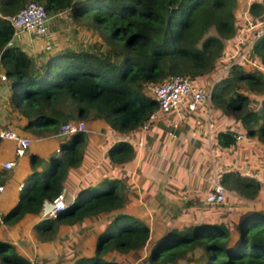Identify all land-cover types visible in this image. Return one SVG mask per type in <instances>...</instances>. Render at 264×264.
<instances>
[{
	"label": "trees",
	"instance_id": "1",
	"mask_svg": "<svg viewBox=\"0 0 264 264\" xmlns=\"http://www.w3.org/2000/svg\"><path fill=\"white\" fill-rule=\"evenodd\" d=\"M27 1L0 0V64L12 81L10 103L25 117L23 128L35 133L56 132L59 124L69 119L102 118L118 131L140 128L157 108L145 90L146 83L159 82L170 74L189 75L197 81L207 77L226 53L224 42L237 32V0H87L79 4L76 0H34L50 16L67 11L71 21L96 34L87 47L52 50L34 60L19 46L9 44L14 28L6 16ZM247 13L263 19L264 2L249 1ZM249 52L264 68V32L253 40ZM221 76L211 85V102L238 120L243 138L234 142L239 130L233 125L216 131V143L233 146L253 136L264 144V94L259 107L252 108L246 95L235 90L246 84L250 91L263 93L264 71L246 68L237 60ZM84 136V131L70 134L45 170H33L27 176L17 202L2 215L3 222L14 223L25 213L37 214L43 199L61 190L67 169L82 158ZM107 154L113 162L121 163L133 156L134 147L117 140ZM29 162L34 169L39 158L32 154ZM219 177L227 189L244 198L264 194V175L253 177L233 169ZM123 201L120 180L104 177L33 229L51 238L60 224L73 225L86 216L114 210L96 233L92 254L76 257L71 264H128L116 255H131L146 264H187L197 259L192 264H264L261 207L246 210L236 206L226 217L213 210L214 204L205 203L202 210L182 216L188 223L163 228L123 210ZM2 248L12 249V245L0 240ZM195 248L200 250L198 257L193 256ZM1 257V264L29 261L14 251Z\"/></svg>",
	"mask_w": 264,
	"mask_h": 264
},
{
	"label": "crops",
	"instance_id": "2",
	"mask_svg": "<svg viewBox=\"0 0 264 264\" xmlns=\"http://www.w3.org/2000/svg\"><path fill=\"white\" fill-rule=\"evenodd\" d=\"M83 1L87 0H76V4ZM249 1L237 0L234 8L237 32L224 42L226 53L217 64L221 69L215 68L210 75L198 80L202 87L211 86L220 74L226 72L221 73L226 65L237 60L243 66L252 64L253 69L264 71L257 56L249 52L250 44L262 31L259 26L262 19H254L247 13ZM61 13L50 17L45 36L20 31L11 37L9 44L19 46L34 60L52 50L87 47L88 43L81 44L80 41L65 44L63 37L66 35L62 36V30L60 32L58 28V22L62 21ZM11 82L0 64V127L11 128L27 136L29 145L23 155L17 156L15 142L0 139V240L12 245V249L7 248L8 253L14 251L27 260L34 258L42 264H71L76 257L92 254L96 233L106 225L114 210L97 217L86 216L73 225L60 224L51 238L42 237L33 229L43 219L39 213H25L9 224L1 220L2 215L17 202L27 176L33 170H45L51 156L59 154L55 153V148L60 150L63 141L69 137L47 130L35 133L24 129L25 117L9 101ZM258 100L255 101L259 104ZM253 101L250 107L258 108ZM210 108L208 113L205 108L196 107L191 111L184 109L180 116L174 112L161 114L147 128L128 131L114 130L102 118L82 120L86 126L82 158L78 165L67 169L61 188L66 203H72L78 193L89 186H96L104 177L118 178L124 194L121 208L143 218L149 225L164 228L172 223H188L189 220H183L182 216L202 210V204H205L203 195L212 188L213 178H220L221 172L236 169L241 174L263 177L264 144L252 136L237 145L220 147L215 140L216 131L234 125L240 132L242 127L216 107L212 117ZM215 113L217 116L221 113L222 120L218 124L215 123ZM117 140L127 141L134 147L133 156L121 163L113 162L107 154ZM32 154L39 158L34 169L29 162ZM5 161H12L13 164L5 168ZM261 189L264 190V186ZM233 193V196H239ZM230 194L231 191L227 197ZM263 197L264 194H258L253 198L257 203L254 207L264 209ZM1 260L0 256V264Z\"/></svg>",
	"mask_w": 264,
	"mask_h": 264
},
{
	"label": "built area",
	"instance_id": "3",
	"mask_svg": "<svg viewBox=\"0 0 264 264\" xmlns=\"http://www.w3.org/2000/svg\"><path fill=\"white\" fill-rule=\"evenodd\" d=\"M50 15L45 11L43 6L34 0H28L17 12L6 16L11 26L14 28L13 35L20 31L33 34L38 37L45 36L48 32V23ZM264 32L262 28L261 33ZM243 54L239 56L242 57ZM224 69L221 73H223ZM226 71V70H225ZM224 71V72H225ZM147 90L156 101V110L148 114L147 119L141 123L140 127L145 129L153 122L159 114H169L174 112L180 116L184 109L193 110L196 107H203L208 113L211 104V86L202 87L196 79L189 75L170 74L159 82L145 84ZM175 125V123H173ZM86 126L82 120L69 119L59 124L57 135H70L76 131H85ZM243 138L241 132L235 134L234 142ZM0 139H11L15 142L14 152L17 156L24 154L29 145V138L20 135L11 128L0 127ZM137 143L140 145V141ZM59 152V147L55 148V153ZM12 161H5L3 166L10 167ZM212 188L203 196V202L207 204H220L225 201V197L230 190L227 189L218 177H214L211 181ZM2 185L0 184V190ZM67 203L64 198L63 190H60L55 196L50 199H43L39 216L41 218L54 217L60 210L64 209ZM28 264H42L37 259H30Z\"/></svg>",
	"mask_w": 264,
	"mask_h": 264
},
{
	"label": "rangeland",
	"instance_id": "4",
	"mask_svg": "<svg viewBox=\"0 0 264 264\" xmlns=\"http://www.w3.org/2000/svg\"><path fill=\"white\" fill-rule=\"evenodd\" d=\"M60 16H61L62 21L58 22L59 23L58 28L60 29V32L62 30V32H61L62 36L66 35L65 37H63V40H66L65 44H67V43L75 44L79 41L81 42V44L83 42H85L86 44L87 43L92 44L94 42L93 40L96 39V36H95L96 34L94 32H92L89 28H86L85 26H83L82 24L71 21L70 15L67 11L62 12L60 14ZM259 26H260V29L264 28V20L263 19H262L261 23L259 24ZM228 67H229V65H226V68H224V71L226 70V72H227ZM253 67H254V65L251 64V65H248V67H246V68L253 69ZM216 69L220 70L221 67L217 66ZM213 70H215V68ZM220 77H222L221 74H220L219 78ZM219 78H216L215 80H217ZM235 90L245 94L249 101L254 100L253 102L255 104H258V103H256L257 101H255V100L259 99L262 96V94H264V91H263V93H259L257 91H250L247 88L246 84H240L239 86L235 87ZM146 92H148V91L146 90ZM229 94H230V92H229ZM257 97H259V98H257ZM258 102H260V101L258 100ZM251 104L252 103L250 102L248 105L250 106ZM259 105L260 104H258V106ZM210 106L212 107V109L210 108V111H211V116L213 117L214 111L216 110L215 105H214V103L211 102ZM215 114H216L215 123L218 124V122H221V120H222V118L220 117L221 113H219V116H217L218 115L217 113H215ZM228 116L230 117V119L233 123L238 121L237 119H235V117L233 115H228ZM247 137H252V136H247ZM59 152H60V150H59ZM263 166H264V163H263ZM233 195H234V193L232 194V191H231V194L229 195V197H227V196L225 197L226 199L223 203L213 205L214 206L213 210H215L216 212H219V211L223 212L225 215H229V214H232L234 212L236 206H239L241 204H242V206H246L245 208H250V207H254L255 205H257V203L254 202V199L244 198L241 195H239L238 197H235ZM262 200L264 201V197ZM198 204H200V202ZM7 253H8V251L6 248L0 249V256L2 254H7ZM199 253H200L199 249L195 248L193 250V256L198 257ZM116 259L120 260V261H123V259H124L128 262V264H139L140 262H141V264H146L143 262V260L141 258L134 259L131 255H128L127 257H124V258L120 257L119 255H116ZM198 260L199 259L194 260V261H190L187 264H192L193 262H197ZM179 264H184V262L181 261V262H179Z\"/></svg>",
	"mask_w": 264,
	"mask_h": 264
}]
</instances>
